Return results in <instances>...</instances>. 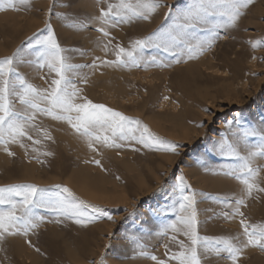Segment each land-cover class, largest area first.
<instances>
[{
	"label": "rangeland",
	"instance_id": "374dc122",
	"mask_svg": "<svg viewBox=\"0 0 264 264\" xmlns=\"http://www.w3.org/2000/svg\"><path fill=\"white\" fill-rule=\"evenodd\" d=\"M9 2L0 0V59L19 51L23 60L34 61L41 47L36 41L50 28L61 55L79 66L69 74L80 89L76 102L86 98L140 121L141 129L146 126L162 146L145 148L124 141L122 148L99 143L90 148L66 121L38 114L32 122L36 127L28 130L33 139L23 138L25 148L8 144L14 153L10 156L0 145V187L24 183L57 191L54 186L60 185L83 202L85 222L77 224L75 219L39 210L45 219L28 236L0 238V264H156L152 255L179 264L169 259L181 251L171 237L177 235L185 244L187 238L162 232L164 225L176 220L174 202L179 194L174 189L179 176L189 186L186 194L194 195L201 237L243 240L241 219L264 224V192L257 190L264 188V158L252 163L259 172L248 196L235 175L225 174L241 161L214 149L222 134H229L231 140L237 128L264 127V0H254L244 9L236 27L218 29L220 38L204 52L194 53V58L181 57L176 63L169 54L148 49L144 53L148 65L142 62L132 68L101 61L115 60L116 45L130 48L136 39L170 24L168 13L175 16L192 0H160L150 20L116 27L104 26L96 18L117 0H29L27 4L11 0L12 6ZM102 26L109 36L98 31ZM196 31L206 35L200 28ZM104 44H109L107 51ZM152 56L165 66L151 64ZM17 70L39 89H50L52 79L58 78L35 64L22 63ZM15 107L23 106L16 102ZM35 140L40 143L34 144ZM169 143L178 146L176 152L164 150ZM248 143L260 141L250 137ZM241 197L245 203L238 206ZM237 207L243 217L235 214ZM94 208L102 211L93 212ZM202 264L233 261L221 253L209 255ZM236 264H264V249H243Z\"/></svg>",
	"mask_w": 264,
	"mask_h": 264
},
{
	"label": "snow or ice",
	"instance_id": "6c2138e0",
	"mask_svg": "<svg viewBox=\"0 0 264 264\" xmlns=\"http://www.w3.org/2000/svg\"><path fill=\"white\" fill-rule=\"evenodd\" d=\"M28 2L29 0H19L20 4ZM253 2L254 0H192L175 16L171 11L168 13L166 20H171L170 24L162 25L158 31L146 38L136 39L130 48L116 45L115 60H103L101 64L132 68L140 67L143 62L147 66L149 61L145 60L144 53L148 49L167 53L176 63L180 62L181 57L194 58V53L204 52L220 38L218 29L228 30L236 27L243 10ZM9 6H12L11 0ZM160 6V0H117L115 3H108L107 9H101L100 16L96 19L108 27L132 24L141 20L148 21ZM104 26L98 31L107 37L110 33ZM197 28L206 35H200L196 31ZM36 43L41 47L35 53L34 61L23 60L19 51L0 59V145L4 146L3 150L8 155H14L9 151L8 144H19L21 148H25L23 138L33 139L28 130L36 127L32 122L38 114L49 116L53 120L66 121L87 141L90 148H93L94 143L110 148H122L124 141H135L145 148L162 146L159 138L152 136L146 126L141 129L140 121L86 98L84 102H76L80 89L73 83L69 74L74 67L79 66L68 63L67 58L61 55L62 49L50 28L49 34ZM109 44L103 45L105 51ZM22 63L35 64L39 69L47 67L49 72H55L58 78L52 79L50 89H39L17 70V65ZM150 63L165 66L156 56L151 57ZM16 102L23 106L22 110L16 109ZM42 104L45 106L42 107ZM227 127L231 130V121ZM44 135L51 139L47 132ZM231 136L232 139L229 140V134H222L214 149L241 161L236 169L225 174L235 175V178L245 186L247 195L251 196L259 172V168H254L252 163L257 157L264 158V127L237 128ZM250 137L258 138L260 143L250 146L248 143ZM33 143L39 144L40 140ZM177 147L169 143L164 150L176 152ZM242 150L246 152L245 155H241ZM33 151L37 149L33 148ZM95 163L99 165L100 161L96 160ZM176 180L174 191L179 194L178 201L174 202L178 204L176 220L164 225L162 232L167 234L171 231L183 235L188 243L177 240V235H173L171 239L178 243L181 251L173 253L169 257L170 260H178L179 264H202V261L211 254L219 257L221 253H227L233 264H236L243 249L250 246L264 249V224H248L244 219H241L240 224L246 239L201 237L196 227L194 195L186 194L189 186L183 176L177 177ZM54 187L57 191L24 183L0 187V238L6 235L28 236L29 232L38 228L45 219L39 210L51 212L58 217L75 219L77 224L84 223L85 213L81 209L83 202L75 199L69 189H61L60 185ZM257 190L264 192V188ZM244 203L243 197L236 200L238 206ZM100 211L102 210L93 209V212ZM235 214L244 216L239 207L236 208ZM151 259L156 261V264H167V261L158 259L155 255H152Z\"/></svg>",
	"mask_w": 264,
	"mask_h": 264
},
{
	"label": "bare ground",
	"instance_id": "6f19581e",
	"mask_svg": "<svg viewBox=\"0 0 264 264\" xmlns=\"http://www.w3.org/2000/svg\"><path fill=\"white\" fill-rule=\"evenodd\" d=\"M223 94H225V93H223ZM184 134H186V133H184Z\"/></svg>",
	"mask_w": 264,
	"mask_h": 264
}]
</instances>
